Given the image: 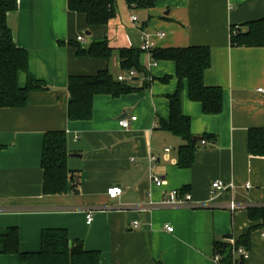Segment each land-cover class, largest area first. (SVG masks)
<instances>
[{"label": "crops", "instance_id": "obj_1", "mask_svg": "<svg viewBox=\"0 0 264 264\" xmlns=\"http://www.w3.org/2000/svg\"><path fill=\"white\" fill-rule=\"evenodd\" d=\"M126 4L125 23L117 2V16L99 26L71 11L68 0H18V9L9 14L17 45L29 53L30 72L47 88L32 91L24 107L0 108V233L17 226L21 250L35 252L41 249L44 229L65 228L71 240L100 251L101 264H219L215 243L232 247L259 224L248 209L232 212L226 207H170L160 202L175 189H185L195 201L211 200L212 182L222 180L235 189L219 193L216 203L226 204L232 197L264 203V155H253L248 148L250 130L264 128V92L259 91L264 88V47L231 44L234 27L245 31L246 23L264 18V0ZM148 34L154 45L143 49ZM103 38L113 48L110 58L77 53L79 45L88 47ZM188 46L211 49L205 83L223 88L224 109L216 115L204 113L202 104L190 99L184 81L182 109L190 117L191 133L211 139L200 140L194 162L183 167L178 160L184 141L160 126L170 117L169 95L179 87L177 65L157 59L154 50ZM122 47L142 51L147 74L136 72L124 80L137 90L119 96L98 94L90 119H69L70 76L105 69L116 79L127 74L121 67ZM165 77L168 80H162ZM25 82L26 74L21 73L20 83ZM132 116L137 119L128 128L119 124ZM54 130L67 134L72 177L63 194L43 191L44 137ZM157 176L164 180L162 186L155 184ZM111 186H121L123 193L110 198ZM168 225L174 230H167ZM263 229L251 232L249 255L237 257L240 263L264 264ZM0 264L25 263L15 254L0 252Z\"/></svg>", "mask_w": 264, "mask_h": 264}, {"label": "trees", "instance_id": "obj_2", "mask_svg": "<svg viewBox=\"0 0 264 264\" xmlns=\"http://www.w3.org/2000/svg\"><path fill=\"white\" fill-rule=\"evenodd\" d=\"M130 6L149 7L155 0H127ZM71 11L86 16L91 26L106 25L117 16V0H68ZM18 9V0H0V108L24 107L32 91L47 88L45 82L36 78L29 69V53L17 45L14 32L8 23V16ZM246 30L234 27L231 44L243 47H264V18L245 24ZM77 44V43H75ZM113 48L106 38L92 42L88 47L78 46L79 55L110 58ZM141 50L132 47L119 49L121 67L147 74L140 60ZM157 59L173 60L177 65L178 89L169 95L170 117L161 120L162 129L181 138L184 144L179 149L178 163L183 167L192 165L199 141L191 133L190 117L182 109V89L188 82L189 97L202 104L203 112L216 115L224 109V91L220 86H208L205 74L211 67V49L207 46H188L178 48L155 49ZM26 74L24 85L20 83V74ZM162 80H168V77ZM70 101L68 116L71 120H88L93 114L94 97L98 94L119 96L137 90L136 87L116 79L108 69L95 75H71L68 81ZM211 139L210 135L201 136ZM1 148V146H0ZM248 148L253 155H264V128L251 129ZM69 151L67 134L64 130L49 131L45 134L41 165L44 171L43 191L45 194H63L70 188L72 171L68 167ZM186 191L185 189H181ZM251 220L259 222L239 239L237 246L250 249L251 232L264 227V206L248 208ZM215 249L226 264H233L232 247L216 242ZM0 252L15 254L25 264H101L102 253L88 250L82 240H71L65 228L44 229L41 234V249L24 252L20 247V232L17 226H10L0 233ZM238 264H244L240 259Z\"/></svg>", "mask_w": 264, "mask_h": 264}, {"label": "built area", "instance_id": "obj_3", "mask_svg": "<svg viewBox=\"0 0 264 264\" xmlns=\"http://www.w3.org/2000/svg\"><path fill=\"white\" fill-rule=\"evenodd\" d=\"M133 21L137 20V16L132 17ZM158 36H164V33H157ZM79 40H82V37L78 38ZM154 45L153 39L151 38V35L148 34L146 37V40L143 44V49H151ZM136 75V70H130L127 74H122L118 76V80L124 81L127 78H132ZM259 91L264 92V88H260ZM137 116H132L131 118H121L119 120V124L124 127L128 128L133 120H136ZM169 150V148H167ZM152 160H155L156 158L154 156L151 157ZM154 182L157 186H162L164 183V180L157 176L154 177ZM246 188H250L251 184L247 183L245 185ZM235 189V186L233 183H226L222 180H215L211 184V195L213 198L211 200L205 201V202H199L195 201L193 199V196L191 193L187 191H182L179 189L172 190L170 193H168L162 201L160 202L161 206H170V207H190V208H198V207H226L232 212H235L240 209H248L251 207H258V206H264V203H249L244 201H238L234 197L230 199L229 202L226 204H219L214 201V198L221 192L230 190L233 191ZM123 193V188L121 186H111L107 190V194L110 198H116L120 196ZM93 220L92 213L87 214V222L91 223ZM139 222H134V226H138ZM167 230L173 231V226H166ZM262 235L264 236V229L262 230ZM232 253H233V264H238V258H247L249 255V250L246 247L243 246H237V244L233 241L232 242ZM238 257V258H237ZM214 259L219 264H226V262L222 259V256L220 254H215Z\"/></svg>", "mask_w": 264, "mask_h": 264}, {"label": "rangeland", "instance_id": "obj_4", "mask_svg": "<svg viewBox=\"0 0 264 264\" xmlns=\"http://www.w3.org/2000/svg\"><path fill=\"white\" fill-rule=\"evenodd\" d=\"M117 2H118V6H119V17L120 18L123 17L124 18L123 22L125 23V20L128 19V16H129L128 12H127L128 7L126 4V0H117ZM112 29H113L112 27H111V29H109L111 37L113 36ZM86 37H89V36L86 35Z\"/></svg>", "mask_w": 264, "mask_h": 264}, {"label": "water", "instance_id": "obj_5", "mask_svg": "<svg viewBox=\"0 0 264 264\" xmlns=\"http://www.w3.org/2000/svg\"><path fill=\"white\" fill-rule=\"evenodd\" d=\"M195 141H199V140H202V137L201 136H194L193 138Z\"/></svg>", "mask_w": 264, "mask_h": 264}]
</instances>
